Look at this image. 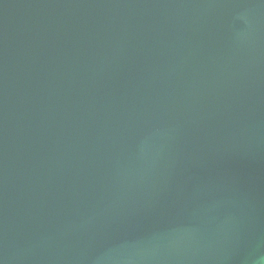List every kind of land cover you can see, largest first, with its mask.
Wrapping results in <instances>:
<instances>
[{"label":"water","instance_id":"obj_1","mask_svg":"<svg viewBox=\"0 0 264 264\" xmlns=\"http://www.w3.org/2000/svg\"><path fill=\"white\" fill-rule=\"evenodd\" d=\"M0 264H264V0H0Z\"/></svg>","mask_w":264,"mask_h":264}]
</instances>
